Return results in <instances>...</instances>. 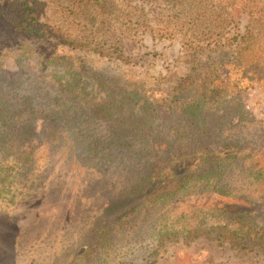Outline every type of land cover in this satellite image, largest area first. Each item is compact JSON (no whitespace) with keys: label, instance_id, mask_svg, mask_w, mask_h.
Instances as JSON below:
<instances>
[{"label":"trees","instance_id":"16d2710c","mask_svg":"<svg viewBox=\"0 0 264 264\" xmlns=\"http://www.w3.org/2000/svg\"><path fill=\"white\" fill-rule=\"evenodd\" d=\"M0 16L2 25L8 24L23 38L21 53L9 56L1 47L7 40L0 33V264H131L158 253L181 232L186 240L215 235L264 250V227L258 229L256 222L241 214L223 223L202 218L192 226L162 223L159 227L155 221L141 236L142 243L133 241L128 248L131 233L141 232L146 216L153 217L184 193L207 189L241 199H248L245 190L250 187L264 193V166L246 162L252 154L247 156L239 149L241 138L221 136L228 128L244 125L229 119L228 110H217L211 103L222 93L215 81L223 64L216 63L200 83L196 71L204 56L196 51L186 55L183 63L192 73L176 87L175 95L184 100L180 106L165 104L120 82L83 72L69 55L47 52L49 45L72 43L41 22L33 6L26 3L20 19H12L2 10ZM248 33L252 36L253 31ZM27 37L38 42L31 46ZM205 57L215 59L213 54ZM9 58L16 64L15 70L4 66ZM238 66L242 68L240 63ZM233 71V67L226 73L223 70L226 77L222 76L220 84L224 88ZM203 93L207 95L203 97ZM25 114L29 119L22 123ZM39 115L50 117L55 132L67 129L75 141L83 143L81 150L87 158L120 165L121 186L103 189L96 185L98 189L89 193V185H85L78 187L80 193L84 191L85 201L80 193L62 191L65 207L43 210L42 206L28 216L7 212V203L27 201L32 195L33 189L17 183L19 176L30 171L36 180L40 175L31 169L37 163L32 137ZM93 121L106 126V138L91 129ZM130 139L148 146L136 143L131 147L126 144ZM232 149L242 154H223ZM171 155H199L204 162L174 173L170 171Z\"/></svg>","mask_w":264,"mask_h":264},{"label":"rangeland","instance_id":"374dc122","mask_svg":"<svg viewBox=\"0 0 264 264\" xmlns=\"http://www.w3.org/2000/svg\"><path fill=\"white\" fill-rule=\"evenodd\" d=\"M26 3L36 9L41 22L72 43L49 45L47 52L69 55L70 61L83 72L120 82L161 103L180 106L183 102L182 96L175 99V95L176 87L192 73L183 63L189 53L196 51L204 56L196 71L201 76L200 83L216 63L223 64L222 72H216L219 77L215 81L222 93L216 100L211 99V103L217 110H228L229 119L241 120L244 125L228 128L221 136L241 138L239 149L247 156L252 154L246 162L264 166V0H0V11L12 19H20ZM6 28L9 26L2 25L0 16V33L7 40L1 47L9 56H18L23 38ZM251 30L253 34L249 36ZM244 35L246 38L242 39ZM25 41L31 46L38 42L28 37ZM209 54L215 59L207 60L205 56ZM4 66L11 70L17 68L10 58ZM230 67L234 71L228 87L224 88L220 81ZM206 95L203 93V97ZM26 115L21 117L22 123L29 119ZM35 120L38 125L32 142L37 163L31 169L38 170L40 175L36 180L30 171L19 176L17 183L33 189L32 195L27 201L7 203V212L28 216L42 206L43 210L65 207L60 192L80 193L78 187L85 185H89V193L97 190V186L103 189L121 186L120 165L87 158L81 150L83 143L75 141L67 129L55 132L50 117L39 115ZM91 129H96L99 137H107V128L101 122L93 121ZM127 143L131 147L136 143L148 146L133 139ZM236 152L242 151L232 149L223 154ZM171 156L174 163L170 171L174 173L204 162L199 155ZM83 192L80 196L85 201ZM245 192L251 199L207 189L184 193L157 210L153 217L146 216L147 220L141 221V232L131 233L128 248L133 241L140 245L144 240L141 236L148 233L155 221L158 226L162 223L192 226L202 218L223 223L241 214L256 222L258 229L263 228L264 193L253 187ZM131 264H264V250L215 235L186 240L181 232L158 253Z\"/></svg>","mask_w":264,"mask_h":264}]
</instances>
